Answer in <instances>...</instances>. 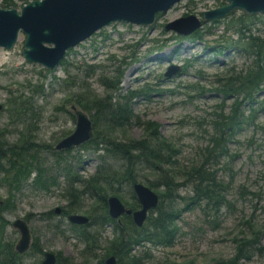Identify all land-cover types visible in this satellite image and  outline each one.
I'll list each match as a JSON object with an SVG mask.
<instances>
[{"label": "rangeland", "instance_id": "obj_1", "mask_svg": "<svg viewBox=\"0 0 264 264\" xmlns=\"http://www.w3.org/2000/svg\"><path fill=\"white\" fill-rule=\"evenodd\" d=\"M3 1L0 0V4ZM224 3L225 0H181L166 12L157 14L155 22L149 26L113 22L69 49L53 69L24 59L23 33L12 49L0 48V131L9 144H22L31 139L33 143L28 146L38 145V162L51 181H56L53 185L50 183L48 190H43L31 184L30 179L13 193L15 206L5 210L3 216L11 223L5 232L6 238L14 241V250L19 239L18 230L12 226L15 219L26 223L31 243L36 237L42 252H59L73 264H97L107 241L113 239V227L109 224L89 228L97 232L99 244L97 256L89 259L83 252L85 245L71 229L67 216L61 215L62 211L51 213V217L40 215L56 208L62 210L69 203L64 192L63 165H70L76 175L86 177L93 174L100 163L97 152L81 146L64 151L59 158L55 155L58 153L55 144L75 128L74 113L70 109L74 103L67 99L83 86L97 96L109 94L119 102H123L121 96L130 100L133 122L124 129H102L101 134L104 132L114 140L124 135L148 139L151 130L146 121H153L159 136L170 140L178 149L181 168L200 160L201 151L214 135L216 114L221 109L229 111L232 104L231 99H222L216 87L225 82L228 75L244 71L254 59V49L249 53L238 46L236 28L242 23L245 37L264 38V13L247 15L235 9L220 19L204 22L188 35L166 30L165 25L189 14L202 19L204 11ZM22 5L18 2L16 8ZM195 33L197 37L193 36ZM171 65H179L180 72L164 77ZM115 79L119 81V90H107L102 82L111 84ZM254 101L257 103L253 107L264 103V88L254 95ZM12 103L19 106V112L8 110ZM84 112L91 117L89 112ZM262 128L264 110L257 109L227 143L231 158L228 166L222 164L218 168L217 174L228 185L225 193L229 204L218 213L203 205L184 208L182 197L190 195V188L180 186L176 191L180 213L175 222V239L170 246L147 243L136 248L132 253L139 258L142 256L141 264H222L234 257L236 240L254 232L259 233V249L237 264H264ZM106 163L118 173L125 168L124 162L115 158L107 159ZM212 167L216 170V163ZM145 177L152 179L149 172L142 171L136 181L147 186ZM112 188L118 189L116 196L119 195L123 203L131 201L127 179L114 181ZM151 189L157 193L160 188ZM7 190L0 183V199L8 196ZM106 195L115 193L108 190ZM94 205V200L83 194L79 210L70 213L88 217L84 211L90 207L93 214L101 213L100 207ZM28 252L22 254L21 264H39L42 254L29 248Z\"/></svg>", "mask_w": 264, "mask_h": 264}, {"label": "trees", "instance_id": "obj_2", "mask_svg": "<svg viewBox=\"0 0 264 264\" xmlns=\"http://www.w3.org/2000/svg\"><path fill=\"white\" fill-rule=\"evenodd\" d=\"M29 1L4 0L0 7H16L18 2L25 4ZM243 28L242 23L236 28L239 34L238 46L241 45V49L249 53L250 49H254L252 51L254 59L244 71L236 75H228L225 82L216 87V91L222 95V99H231L232 104L229 111L221 109L220 113L216 114L214 135L211 143L201 151L200 160L186 167L181 168L177 160L178 149L170 140L159 136L157 125L153 121H146L151 130L148 133L150 137L148 139H134L124 135L122 139L114 140L110 136L106 137L104 132L100 133L102 129L107 131L114 128L124 129L125 126L133 122L134 115L127 97L121 96L123 102H119L113 100V95L97 96L92 94L86 88L87 86H83L84 88L74 94L70 100L67 99L81 110L90 113L94 134L90 141L80 146L82 149H91L97 152L100 161L95 172L86 177L76 175L70 165L65 164L62 167L64 192L69 203L61 210V215L68 217L70 212L78 211L83 194L89 195L94 200V206L100 207L102 210L101 213L93 214L90 207L84 211L89 217L87 223L83 225L70 224L76 237L85 245L83 252L89 256V259H95L96 248L99 246L97 232H92L89 228H99L108 224L113 227V239L107 241L105 252L98 259L97 264H105V259L110 255L116 257L118 264H141L142 256L139 258L138 255L132 253L136 248L147 243L157 246L172 245L177 233L175 222L180 213L176 202L179 198L176 191L180 186L190 188V195L182 197L184 208L203 205V207L218 213L224 205L229 204L225 193L228 185L217 174L218 168L223 166L222 164L228 166L227 161L231 158L227 143L235 131H238L257 109L260 112L264 110L263 102H259L256 107H253V104L257 103L254 101V95L264 88V38L254 35L245 37ZM197 34L195 33L193 36L197 37ZM120 75L121 73L118 77ZM102 83L109 91L119 90L118 79H115L111 84ZM8 110L15 113L20 109L17 104L12 103L9 104ZM262 129L264 130V128ZM2 132L0 131V174L2 173L0 183L8 188V196L0 199V264H21L22 255L14 250V241L6 238V227L11 223L4 218L3 212L15 206L13 193L19 190L23 182L31 179V184L36 188L48 190L50 183L53 185L56 181L54 179L51 181L50 177L46 175V170L38 162L36 156L39 151L38 145H35L37 147L28 146L29 143H33L31 139L22 144H9L4 139ZM64 151L54 154L59 158ZM109 158L124 162L125 168L122 173L109 167L106 163ZM213 163H216V170L212 167ZM142 171L149 172L152 177V179L145 177L149 188H160L157 190L159 199L157 206L149 212L141 227H137L133 223L130 215H123L120 222L112 219L107 211V191L111 190V193L116 195L118 189L112 188L113 182L119 181L121 178L127 179L131 201L124 200V203L132 210L138 208L139 204L133 193L132 185L139 176V172ZM261 177L264 180V169ZM53 212L55 211L40 215L51 217ZM236 242L234 257L222 264H237L241 259H249L253 252L259 249V233L254 232L248 237L237 239ZM30 246L29 250L43 254L36 237L33 238ZM27 253L29 252L27 251L25 254ZM55 264H73V262L57 252Z\"/></svg>", "mask_w": 264, "mask_h": 264}, {"label": "water", "instance_id": "obj_3", "mask_svg": "<svg viewBox=\"0 0 264 264\" xmlns=\"http://www.w3.org/2000/svg\"><path fill=\"white\" fill-rule=\"evenodd\" d=\"M181 0H30L19 9L0 7V48L12 49L20 33L24 34L21 53L25 60L36 63L45 69H53L66 52L89 38L94 32L112 24L125 22L134 25H152L157 14L164 13ZM226 3L203 12L202 19L189 14L168 22L166 30L188 35L202 27L203 23L220 19L235 9L247 15L264 13V0H225ZM179 65H171L164 77L180 72ZM70 109L74 113L75 128L61 138L54 146L57 151L69 150L90 141L93 137V125L89 116L75 105ZM133 193L139 207L132 210L116 195L107 198V211L112 219L120 222L122 215H130L133 223L141 227L148 213L158 204V195L148 186L135 181ZM56 213L60 208L55 209ZM71 223L83 225L88 217L82 214H70ZM12 226L19 232L15 250L22 254L28 250L31 236L26 223L15 219ZM56 254L44 251L39 264H55ZM105 264H118L114 255L105 259Z\"/></svg>", "mask_w": 264, "mask_h": 264}, {"label": "bare ground", "instance_id": "obj_4", "mask_svg": "<svg viewBox=\"0 0 264 264\" xmlns=\"http://www.w3.org/2000/svg\"><path fill=\"white\" fill-rule=\"evenodd\" d=\"M151 211H152V210H151ZM60 212H61V210H60ZM60 212H59V213H60ZM59 213H57V214H59ZM148 214H149V213H148ZM88 219H89V218H88ZM68 221H69V220H68ZM88 221H89V220H88ZM69 222H70V221H69ZM70 224H74V223H71V222H70ZM75 225H78V224H75Z\"/></svg>", "mask_w": 264, "mask_h": 264}, {"label": "flooded vegetation", "instance_id": "obj_5", "mask_svg": "<svg viewBox=\"0 0 264 264\" xmlns=\"http://www.w3.org/2000/svg\"><path fill=\"white\" fill-rule=\"evenodd\" d=\"M136 209H137V208H136ZM29 248H30V247H29ZM27 251H28V250H27ZM27 251H26V252H27ZM26 252H24V253H22V254H25ZM22 254H21V255H22ZM42 258H43V254H42ZM41 260H42V259H41Z\"/></svg>", "mask_w": 264, "mask_h": 264}]
</instances>
